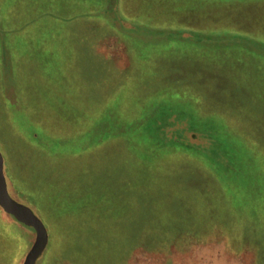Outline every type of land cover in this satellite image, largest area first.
Masks as SVG:
<instances>
[{"label": "rangeland", "instance_id": "1", "mask_svg": "<svg viewBox=\"0 0 264 264\" xmlns=\"http://www.w3.org/2000/svg\"><path fill=\"white\" fill-rule=\"evenodd\" d=\"M0 151L35 264H264V0H0Z\"/></svg>", "mask_w": 264, "mask_h": 264}, {"label": "water", "instance_id": "2", "mask_svg": "<svg viewBox=\"0 0 264 264\" xmlns=\"http://www.w3.org/2000/svg\"><path fill=\"white\" fill-rule=\"evenodd\" d=\"M0 206L15 218L31 225L35 230V238L28 249L23 264H35L48 243L47 228L42 219L29 205L14 198L8 189L4 172V158L0 151Z\"/></svg>", "mask_w": 264, "mask_h": 264}, {"label": "trees", "instance_id": "3", "mask_svg": "<svg viewBox=\"0 0 264 264\" xmlns=\"http://www.w3.org/2000/svg\"><path fill=\"white\" fill-rule=\"evenodd\" d=\"M220 141H221L220 146H222V143H223L222 142V136L220 137ZM62 150H64V148H62ZM72 150H78L77 152H79L80 149L77 148V149H72ZM224 153H226V152H224ZM244 154H245V157H246V163L243 164V165L237 164L234 161L227 159L226 156H225V160L224 159L223 160H219V162H220V164L222 163L223 166L225 168H227V170L230 173L231 172L232 173H237V174L241 175V177H246V178L250 179L251 180L250 184L252 186H254L253 189L255 191H257V193L261 194L260 195V197H261L260 198L261 205H264V159L261 160L260 158H257L256 154L255 153L252 154V152H251V154L250 153L248 154L245 151ZM105 195L107 196V193L103 192V190L100 191L98 194H96V196H99L98 198H104ZM91 200L93 202L96 201L94 199H91ZM99 201H101V200H99ZM105 201H108V200L106 199ZM8 214H10V213H8ZM10 215H12V214H10ZM13 218H15V217L13 216ZM15 220H17L18 222H20L22 224L28 225L29 227H32L31 225L26 224L25 222L20 221L17 218H15Z\"/></svg>", "mask_w": 264, "mask_h": 264}]
</instances>
